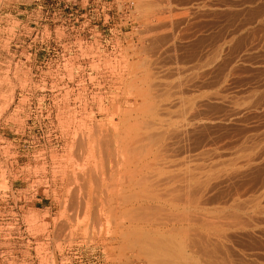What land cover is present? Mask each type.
Wrapping results in <instances>:
<instances>
[{
    "label": "rangeland",
    "instance_id": "374dc122",
    "mask_svg": "<svg viewBox=\"0 0 264 264\" xmlns=\"http://www.w3.org/2000/svg\"><path fill=\"white\" fill-rule=\"evenodd\" d=\"M133 2L0 0V264H264V0Z\"/></svg>",
    "mask_w": 264,
    "mask_h": 264
},
{
    "label": "bare ground",
    "instance_id": "6f19581e",
    "mask_svg": "<svg viewBox=\"0 0 264 264\" xmlns=\"http://www.w3.org/2000/svg\"><path fill=\"white\" fill-rule=\"evenodd\" d=\"M87 195L92 197L95 195V191L90 189ZM175 230L152 232L148 235L149 238L146 236L149 243L144 241L145 238L141 240V243L144 241L147 244L142 243L137 246V261L145 262L146 264H210L208 261H204L203 258L198 257L195 254L196 252L194 253L191 250L190 247L192 245L190 246L189 242L190 236L187 233L177 232Z\"/></svg>",
    "mask_w": 264,
    "mask_h": 264
},
{
    "label": "built area",
    "instance_id": "2783aa9c",
    "mask_svg": "<svg viewBox=\"0 0 264 264\" xmlns=\"http://www.w3.org/2000/svg\"><path fill=\"white\" fill-rule=\"evenodd\" d=\"M130 2V5L133 6L134 2L133 0H128Z\"/></svg>",
    "mask_w": 264,
    "mask_h": 264
}]
</instances>
